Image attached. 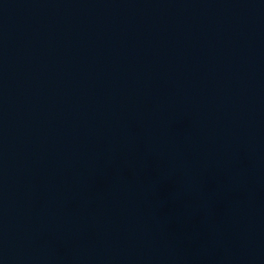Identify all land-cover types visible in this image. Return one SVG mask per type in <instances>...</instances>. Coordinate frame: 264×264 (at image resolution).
I'll use <instances>...</instances> for the list:
<instances>
[{"label":"water","instance_id":"95a60500","mask_svg":"<svg viewBox=\"0 0 264 264\" xmlns=\"http://www.w3.org/2000/svg\"><path fill=\"white\" fill-rule=\"evenodd\" d=\"M0 264H264V0H0Z\"/></svg>","mask_w":264,"mask_h":264}]
</instances>
